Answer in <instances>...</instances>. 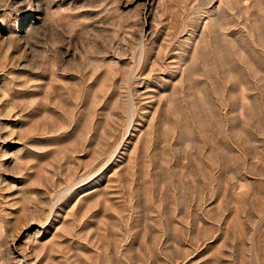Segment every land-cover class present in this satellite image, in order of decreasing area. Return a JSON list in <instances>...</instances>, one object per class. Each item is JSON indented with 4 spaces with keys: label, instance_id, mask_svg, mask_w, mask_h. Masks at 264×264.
<instances>
[{
    "label": "rangeland",
    "instance_id": "obj_1",
    "mask_svg": "<svg viewBox=\"0 0 264 264\" xmlns=\"http://www.w3.org/2000/svg\"><path fill=\"white\" fill-rule=\"evenodd\" d=\"M0 264H264V0H0Z\"/></svg>",
    "mask_w": 264,
    "mask_h": 264
}]
</instances>
